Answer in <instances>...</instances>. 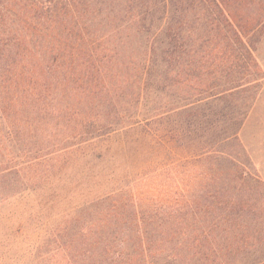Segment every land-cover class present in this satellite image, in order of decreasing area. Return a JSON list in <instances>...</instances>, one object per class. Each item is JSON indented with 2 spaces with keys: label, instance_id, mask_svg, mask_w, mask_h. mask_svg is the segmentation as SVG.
Wrapping results in <instances>:
<instances>
[{
  "label": "trees",
  "instance_id": "16d2710c",
  "mask_svg": "<svg viewBox=\"0 0 264 264\" xmlns=\"http://www.w3.org/2000/svg\"><path fill=\"white\" fill-rule=\"evenodd\" d=\"M263 30L264 0H0V263L264 264Z\"/></svg>",
  "mask_w": 264,
  "mask_h": 264
},
{
  "label": "rangeland",
  "instance_id": "374dc122",
  "mask_svg": "<svg viewBox=\"0 0 264 264\" xmlns=\"http://www.w3.org/2000/svg\"><path fill=\"white\" fill-rule=\"evenodd\" d=\"M255 55L264 69V30L255 41ZM257 92V99L241 129L240 138L246 151L253 158L257 173L264 177V79L262 80V86ZM107 143L119 145V135H111ZM171 150L178 158H183L188 154V151L183 150V148L172 147ZM118 160L120 159L118 158ZM6 264H12V262Z\"/></svg>",
  "mask_w": 264,
  "mask_h": 264
}]
</instances>
